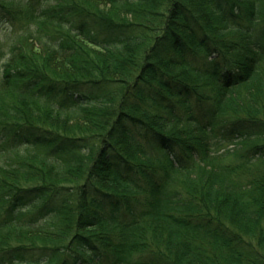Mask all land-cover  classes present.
Wrapping results in <instances>:
<instances>
[{"label":"trees","instance_id":"obj_1","mask_svg":"<svg viewBox=\"0 0 264 264\" xmlns=\"http://www.w3.org/2000/svg\"><path fill=\"white\" fill-rule=\"evenodd\" d=\"M93 1L0 0V264H264V0Z\"/></svg>","mask_w":264,"mask_h":264},{"label":"rangeland","instance_id":"obj_2","mask_svg":"<svg viewBox=\"0 0 264 264\" xmlns=\"http://www.w3.org/2000/svg\"><path fill=\"white\" fill-rule=\"evenodd\" d=\"M93 3H94V4H93ZM93 3H92V4H93V6H94L95 9H98V10H100L102 13L107 14V15L110 13V8H109V6H107V5L104 4L103 2H101V1H99V0H94ZM10 6H11V7H14V9L18 8V6H17L16 4H13V3H12V5H10ZM11 7H10V8H11ZM6 26H8V25L5 24L4 27L2 26L4 30L0 31V39H1V40H3V38L5 37V35H9V34L11 33L10 30H6V29H7ZM8 33H9V34H8ZM228 148H235V145L231 144V145L228 146ZM135 160H136V159H135Z\"/></svg>","mask_w":264,"mask_h":264}]
</instances>
